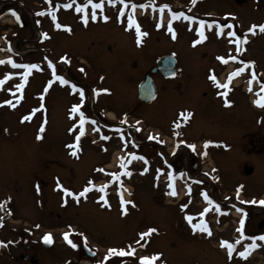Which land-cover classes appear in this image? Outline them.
<instances>
[{
    "label": "rangeland",
    "instance_id": "374dc122",
    "mask_svg": "<svg viewBox=\"0 0 264 264\" xmlns=\"http://www.w3.org/2000/svg\"><path fill=\"white\" fill-rule=\"evenodd\" d=\"M0 2V60L6 61L11 57L17 65L0 64V77L14 74L0 86V198H11L2 208L3 212L0 208V217H3L0 236L9 238L13 243L8 250L0 249V264H30L18 256L24 246V243L19 244L20 239L34 245L29 256H37L38 264H46L47 260L58 264L66 260H71L73 264H80L79 261L88 264L100 259L111 248L126 252L129 247L141 248L129 258L161 253L162 256L154 264H264V245L259 239L256 240L259 247L253 249L246 259L236 253L243 251L244 245L252 241L241 239L240 244L235 246L232 259H229L227 248L221 247L220 241L234 243L240 239L241 233L237 229L247 213L233 212L230 216L234 219L232 223L228 214L222 215L215 208L217 200L227 201L234 190L235 195L232 196L237 202L251 209V218L247 220L248 236H260L257 224L262 213H258L260 209H254L255 204L247 203L249 198L252 201L256 199L258 203L260 200L257 197L264 191V119L260 122L249 120L264 115L252 109L249 101L251 97L258 99L256 93L259 90L248 85V91L252 89L248 98L243 87L246 82L249 83L252 74L246 67L234 79L233 108L224 109L217 94V84L211 79L215 75L219 82H223L231 72L243 67L234 63L223 67L226 63L218 57L223 56L229 62L233 45L230 41L234 39L227 33L233 26L241 29L258 21L264 14V0H196L195 4L191 0H124V3L117 0L115 5L103 0V8L95 9V20L91 18L92 5L89 4L82 12L75 10L87 0H52L51 4L48 0ZM99 2L93 0V3ZM65 3L72 7H63ZM163 5L168 7L161 12ZM121 8L123 14H120ZM9 9L20 13L25 25H15L14 21L18 23V20ZM41 11L45 12L43 16L38 15ZM172 13H184L194 19L186 20L182 16L172 19ZM53 15L57 17L54 25L51 23ZM85 15L87 23L82 18ZM104 16L109 19L105 20ZM129 17L148 33L141 37L140 43L134 37L136 30L132 37V33L124 29ZM170 20L175 39L168 30ZM201 21L204 22L202 31L206 39L201 38L197 31L201 28ZM56 23L70 27L71 31L66 27L57 28ZM36 30L49 34V38L37 43ZM12 35L16 37L11 44L8 38ZM10 46L22 52V58L9 51ZM40 49L49 50L55 62L66 57L63 61L73 82L62 84L57 80L58 88L52 83L49 85L52 81L49 72L57 64L50 67L44 62ZM163 54L176 58L178 71L170 78L153 74L158 95L155 102L147 106L148 109H155V116L149 115L146 106L136 110L140 116L148 118L141 124L142 128L161 131L166 137L170 133L177 136L169 125L177 113L185 110L192 113L186 121L180 117L176 123L182 121L185 126L178 131L182 143L187 147H198L195 149L198 165L188 176L199 183L182 184L181 180L173 187L176 196L169 194L172 188L165 183L163 156L156 146L145 143L137 149L144 155L143 159L127 154L125 151L132 146L119 138L115 130L110 131L113 126L107 128L93 123L91 115L102 122L101 116L97 114L91 98L87 102L84 95L81 97L78 87L84 91L89 84L108 89V92L99 90L96 93V106H107L112 111L122 106L123 112L128 113L135 106L131 91ZM247 54L257 63L258 76L264 80V32L259 27L254 33H249ZM22 62L38 67L28 70L22 67ZM57 67L61 72V66ZM25 72H29L28 83L21 94V88L13 86L12 82H20ZM117 80L123 81L118 91L122 96L116 94ZM17 97H21L18 104ZM5 100H10L16 107L2 104ZM74 105L80 107L72 113ZM253 106L258 105L254 103ZM80 112L85 116V132L79 140V148L74 149L69 145L74 144L75 136L79 134ZM134 113L133 118H136ZM29 115L31 119H23ZM87 122L102 129L94 141L87 138ZM114 123L119 122L114 120ZM120 132L124 136L129 135L131 130ZM38 135L40 139H37ZM205 141L213 143L205 147ZM258 147L261 152L256 149ZM123 148L126 150L123 151ZM73 150L77 151V155L71 154ZM182 152L185 155L183 160ZM119 154L130 161L125 169L131 172L130 176L122 173ZM176 159H179L177 168L194 166L190 154L188 156L185 151H180ZM249 167L252 168L251 173L245 174ZM101 168L103 172L98 171ZM145 168L147 171H144ZM200 168L204 174L206 172V178H201ZM106 169L120 175L116 184L101 193L98 187H91L89 181L100 186L112 180L111 173H106ZM120 183L129 187L124 193ZM58 184L60 187H57ZM86 186L90 191L79 196ZM64 189L76 195L65 193ZM238 190L241 194L239 198ZM204 192L214 203L204 199ZM121 194L123 199L134 202L125 205L124 208L128 209L126 213L120 207ZM102 195L108 200L107 204L100 199ZM185 204L188 207L182 208ZM205 208L208 211L204 217H199L198 214ZM8 210L13 214L11 218L5 214ZM186 215H192L194 223L205 220L212 235L193 232ZM148 228L158 231L141 240V247L136 241L140 240L139 234ZM65 232L69 233V239L77 247L68 244L63 237ZM45 234L53 237L50 248L42 246L39 241ZM82 244L94 250L96 258L86 257Z\"/></svg>",
    "mask_w": 264,
    "mask_h": 264
},
{
    "label": "flooded vegetation",
    "instance_id": "af4514ba",
    "mask_svg": "<svg viewBox=\"0 0 264 264\" xmlns=\"http://www.w3.org/2000/svg\"><path fill=\"white\" fill-rule=\"evenodd\" d=\"M0 4H1V2H0ZM4 14H2L1 16H3ZM54 23L55 22H53L52 24L54 25ZM260 24H264V14L258 21H255L254 23L249 24L245 28H241L240 29V28H238V26H233V28H231L232 29L231 31L235 32L237 34V36H239L241 39H240L238 44L237 43H233V45H232V47L230 49L232 51L229 52V54H230L229 56L235 55L238 59H236V60H231L230 59L229 62H227L223 67H225L226 65H228L231 62L234 63V64H237V65H240V66H244V64L247 61H254L253 59L250 58V55L247 54V42L245 43L243 38H244V36H247V40H248L249 32H247V29L249 27H251L252 25H257V27H258ZM36 33H38L39 37H40V40L39 41L37 40L38 41L37 43H41V42L44 41V39L47 40L49 38V34H47V36H45L43 31L36 30ZM131 33H132V37H133L134 33H135V29L134 28H131ZM15 37H16V35H12L11 37L9 36V38H8L9 42H12V40ZM230 38L234 39V41L236 40V37H230ZM237 47H239L241 50L237 51L236 50ZM40 51L43 52L42 60L44 62H47V59L49 57L52 58L51 55H50L51 52L49 50L46 52V51H43V50L40 49ZM52 54H55V53H52ZM248 55H249V57H248ZM20 58H22V57H20ZM58 61L59 60H57V62H55V59L52 58V65H54V64L59 65ZM22 63H24V62H22ZM57 65L55 66V69L53 71L51 70L49 73L52 76V84L58 88L59 87V83H58L57 79L55 78V76L61 75L62 70H61V72H59ZM247 67H248V70H249V72L251 74H253V72H255L256 78L252 79V77L250 76L251 80H249V81H251V83H247L246 82L247 86L246 85L245 86L247 87V89H248V85H250L251 87L256 86L257 90L260 91L261 85L264 84V80L260 79L259 76H258L259 72L257 71V68H256L257 67V63L255 62L254 65H248ZM53 73H55V75ZM156 73H159V72H156ZM231 73H233V72H231ZM146 74H148V73H145L144 76ZM240 74L241 73H239L238 75L232 77L228 88L219 87L218 85L216 86L218 88L217 94L221 93V94H218V97H219V99L221 101L220 102L221 107L224 108V109L233 108V106H232L233 103H234L233 102V99H234L233 89L235 88L234 79L237 76H239ZM13 75L14 74H12L9 77V79L5 81V83L7 81H9L11 78H13L14 77ZM228 77L223 82H220V84L228 83ZM0 79H3L2 76L0 77ZM27 83H28V75H27L26 82H25L24 78H21L20 82H18V81L12 82L13 86H15V87L17 85L23 84V88H21V94L23 93ZM138 83H139V81H138ZM154 83H155V87H156V96L150 103H144V102H142V101H140L138 99V97H137V86H136V88L134 90L131 91L130 95L132 96V99L135 102V106L128 113H124L123 112V107L122 106H120V108L117 107V109L115 111H112L107 106H96L97 102H95V95H96L97 92H99V90H102L103 87L92 86V85L87 84V88L84 89V91H83L84 94L83 95H84V97H86L87 102H88V100L90 98L94 102V105H95L94 108L97 111V114L100 115L101 119H102V122H101L102 125L101 126H105L107 128H112V126H113L114 130L118 133V137L122 138V139H125L128 144H131L130 146H132V147L130 149L126 150V149L123 148L124 149L123 151L126 150L125 152L127 154L135 153L136 156L143 157L144 155L142 153H140L139 151H138L139 152L138 153L137 149L139 150V148L144 146L145 143H147L148 146H151V145L156 146V150L159 151L160 153H162V156H163L161 159L163 161V166L166 169V174L164 175L165 176L164 177L165 183H167L168 185L171 184L173 187H175L176 183L181 178H184L183 177L184 175L191 174L192 172H194V170L196 169V167L198 165L199 159H196L197 155H196V153L193 150H189L188 156L190 154L191 159L194 161V166L192 168H190V167L188 168L187 166H180V167L177 168L176 164L178 163L179 159L177 160L176 158H177L178 153H180V151H176V150H177V147H178V143L181 141V138L175 137L171 133H170L171 135L169 134L166 137L165 135L160 133L161 131H155V130L154 131L153 130L149 131V130H145V128H142L141 124L144 121H147L148 118L146 119V117L140 116L136 109L139 110L140 107L146 106L150 116H153V115L155 116L156 115L155 109H153V108L152 109H150V108L148 109V106H147V105H150L153 102H155V100L157 99V95H158L157 84H156L155 81H154ZM117 84H118V90H116V94L122 96V94L119 93L118 91H119V87L122 86L123 81H119L118 82V80H117ZM15 89L16 88H14V90ZM243 89H244V91H246L248 93V98H249V95H250L251 92L247 91L245 89V87H243ZM222 93H226V95H222ZM261 93L263 94L264 92H261ZM261 93H260V95H261ZM232 97H233V99H232ZM256 97H257V93H256ZM226 100L230 101V103L226 104L225 103ZM133 101H132V103H133ZM249 101H250V99H249ZM132 103H131V105H132ZM251 107H252V109L257 110V112H262L264 114V107H262V106H251ZM88 111H89V108H88V104H87V112ZM133 112H135L134 114H135L136 118H133V116H134ZM116 113H119V114L116 115ZM109 114H111V115L109 116ZM112 115H113V117H112ZM93 116L91 115L93 120L94 119L99 120L98 118H95ZM116 116H117V118H116ZM176 116H177V119H180V116H179L178 113H177ZM262 119H264V115H263L262 118L257 119L255 117H252L249 120L251 122H252V120H253V122H260V121H262ZM114 120H117L119 123H114ZM137 122H139V123H137ZM170 124H171L170 130L172 128L173 129H178L177 125H179L178 127H180V128H182L184 126L182 121H180L179 123H176V118L172 122L170 120L169 121V125ZM87 127H88V129H87V138H89L91 141H94L96 139L95 137L98 136V134H99L98 132L102 131V129L98 128V127H96L93 124L88 123V122H87ZM124 129L131 130L129 135H124V136L121 135L122 132H120V131L124 130ZM110 131L112 132V129ZM93 133H96V134H93ZM247 133L248 132H245V134H247ZM245 134L243 136L244 139L246 137ZM150 136H152L154 138L153 139H149ZM108 139H110V138H108ZM134 140H137V142L134 143ZM173 148H174L176 154H174V153L172 154ZM256 149H259V147L256 148ZM260 149H259V151H260ZM135 150H136V152H135ZM182 154L183 155H181V160H183V158L185 157L183 152H182ZM122 156L119 155V158L122 157ZM201 168H200L199 173H202V169ZM105 171H106V173H111L108 169H106ZM113 173H116V172H113ZM170 175L172 177L171 179H169ZM110 181H111V183H108V186L116 184V181L118 182V178H116V179L113 178ZM186 182H188V181L184 180L183 184H185ZM193 183H196V182H193ZM119 185L120 186L122 185V187L125 186L123 183H120ZM238 189L241 190L240 188H238ZM231 193L232 194L228 197L227 201L226 200H222V201H220V200L218 201L217 200V204L221 208L220 209V213L222 215L228 214L229 215L228 217H229L230 221L233 223L234 219H231L230 216L232 215L233 212L236 211V204L234 202L237 199L235 197H233L235 195V191L233 190V191H231ZM7 197L0 198V201L10 202L11 199H8L9 197L8 198ZM260 197H262V199H264V191L260 195ZM253 204H255V203H253ZM224 207H226V208H224ZM215 208H216V205H215ZM246 208H248V207H246ZM246 208L240 209L239 212L240 213H242V212L243 213L244 212L247 213V214H245L246 216L244 217L245 220H244V226H243V236H244V240H250L249 239L250 237L248 236L249 231L247 229V220H249L251 218V215L249 214V212H251L250 211L251 209L248 208L249 210L246 211L247 210ZM254 209H260V211H258V213H262L260 222L257 224V228L259 229V233H260V236H261V235H264V204H259V205L255 206ZM207 220L209 221V219H207ZM51 238H52V243H50V245L48 247H46V248H50L53 245V241L54 240H53L52 236H51ZM43 240H44L43 237H41L40 240H39L42 246H43ZM0 241L4 242L3 244H0V249H2V250H8L10 245L13 244L12 241L9 238H5V237H1V236H0ZM260 242L264 245V241H260ZM23 243H24L23 251H21L20 254L18 255L19 258L22 261H24V262H27V261L30 262V264H38V263H40L39 262V258L37 256H35L33 254L29 256V252L34 249V245H32L31 243H27L26 240L21 241V239H20L19 244H23ZM84 246L85 245L82 244V250L85 253L86 257L88 256L91 259L96 258V252L94 250H86L84 248ZM132 249H135L134 253H132ZM140 250H141V248H136V247L135 248H130L129 247V248H127V251L125 252L124 255H120L119 252H117L115 254H111V255L109 254V252H104V255L102 257H100V259H98V260L94 259V262H90L88 264H98V262H100V264H125L124 262H130V264H141L140 256H137V258H133V257L129 258V255H134V254H136V252H140ZM90 251L92 252L93 255H90V253H91ZM0 254H2L1 250H0ZM106 256H107V259H105ZM124 256L127 257V258H125ZM51 257H53V256H51ZM48 258H50V257H48ZM70 261L71 260H66L62 264H73ZM79 263L81 264L80 261H79ZM46 264H58V263L56 261H54V260H51V261L47 260ZM83 264H87V262L83 263Z\"/></svg>",
    "mask_w": 264,
    "mask_h": 264
},
{
    "label": "snow or ice",
    "instance_id": "6c2138e0",
    "mask_svg": "<svg viewBox=\"0 0 264 264\" xmlns=\"http://www.w3.org/2000/svg\"><path fill=\"white\" fill-rule=\"evenodd\" d=\"M119 2H120V3H124V0H119ZM48 3L51 4V3H52V0H48ZM109 3L115 5V4L117 3V0H109ZM191 3L195 4V3H196V0H191ZM89 4L92 5V8H93V12H92V16H91V18H92L93 20H95V19H96V12H95V9H102V8H103V6H104V4H103V0H100L99 3H93V0H87V3H86V4H83V5L77 6L75 10H76L77 12L85 11V9H87V7H88ZM57 7H59V5H57ZM63 7H65V8H69V7H72V5H71V4H68V3H65V4L63 5ZM134 7H135V6H134ZM141 7H143V5H141ZM167 7H168V5H163V6L161 7V12H163L164 8H167ZM53 10H55V9H53ZM119 11H120V14H123V11H124V10H123V8H121ZM9 12H10L13 16H16L17 19H19L18 14H16L14 10L9 9ZM44 14H45V12H43V11H41L40 13H38V15H41V16H43ZM226 15H231V14H226ZM181 16H182L184 19H186V20L194 19V17H191V16H185L184 13H179V14H178V13H172V19H178V18H180ZM82 18L85 20V23H87V16L85 15V16L82 17ZM52 19H53L54 21H56V20H57V17L53 15V16H52ZM104 19H105V20H108L109 17H108V16H104ZM134 23L136 24V29H135V30H136V40H137V43H140V42H141V37H143V36H147L148 33L142 31L141 28H140V25H139V24H138L133 18L129 17V19H128V24H129V26H131V25L134 24ZM200 23H201V28L197 29V31L200 32L201 38L206 39V37H204V33H203V31H202V27H203V25H204V22L201 21ZM55 26H56L57 28H60V27H66V28H68V31H71L70 27H68V26H62V25L59 24V23H56ZM157 26L159 27L160 25L158 24ZM210 26H211V25H209V27H210ZM256 27H257V25H252L251 27H249V28L247 29V32H249V33H254V30L256 29ZM258 27H259V30H260L261 32H264V24H260ZM168 30H169V32L172 33L173 39H175L176 34H175L174 29H173L172 26H171V20L169 21ZM221 31H222V30H221ZM44 35L47 36V33H44ZM227 35H228L229 37H236V40H235V41H230V43H237V44H238L239 41H240V39H241L239 36H237V34H236L235 32H232V31H229V32L227 33ZM243 39H244V42L246 43V42H247V36H244ZM196 42L198 43L199 41H196ZM236 50H237V51H240L241 49H240L239 47H237ZM61 59L64 60V59H66V57H61ZM218 59H219L220 61H222L223 63H227V62H228V60H226L225 57H223V56L218 57ZM229 59H231V60H236V59H238V58H237L235 55H232V56L229 57ZM4 63H12V64H13V67H17V65L15 64L14 61L11 60V58H9L7 61H5V60H0V64H4ZM48 63H49V66H50V67H54V66L52 65V61H51V60H49ZM254 63H255L254 61H247V62L244 64L243 67L237 68L233 73H230V74H229V77H228V83L220 84V82L217 80V78L215 77V75H213V76L211 77V79H212V80H213V81H214L219 87L228 88V87H229V83L231 82V79H232L233 76H236V75H238V74L241 73V72H244V71H245V68H246L248 65H254ZM22 67L25 68V69L31 70V69H33V68H37L38 65H36V64H24V65H22ZM81 71H83V69H81ZM28 74H29L28 72H25V73L23 74V78H24L25 82H26V79H27V75H28ZM53 74L55 75V73H53ZM171 74H172V75H175L174 72H172ZM10 75H11V74L6 75L3 79H0V86H3V84L5 83V81L9 79ZM55 78H56L57 80H59L60 83H62V84H68V83H69V81H68L67 79H65L62 75L55 76ZM255 78H256V76H255V72H253V74H252V79H255ZM51 83H52V81H49V85H50ZM249 83H251V81H249ZM17 87H18V88H23V84L17 85ZM72 87H73V89H75V88H76V85L73 84ZM251 90H252V89L249 88V91H251ZM45 91H47V88H45ZM101 91H103V92H108L109 90H108V89H102ZM261 92H264V84L261 85V89H260V91L257 92V96H258L259 98L256 99V100H254L253 102H254L256 105H258V106H262V107H264V96H261V95H260ZM83 94H84V93H83V90H81V91H80V95H81V97H83ZM218 94H221V93H218ZM222 95H226V93H222ZM20 99H21V97H17V99H16V103H17V104L20 102ZM2 103H3V104H8V105H10V106L13 107V108L16 107V104H13L10 100H5V101H3ZM225 103H226V104H229L230 101L226 100ZM41 107H43V105H41ZM79 107H80L79 105H74L73 108L71 109V112H72V113L77 112V111L79 110ZM179 115H180V117H182V118L186 121L188 118H190V117L192 116V113H191L190 111L185 110V111H182ZM23 119H24V120L31 119V116H30V115H29V116H25V117H23ZM79 123H80L79 134L75 136L74 144H73V145H69L70 148H74V149H78V148H79V140H80L81 136H82V135L84 134V132H85V129H84V127H83V125H84V123H85V116H84V113H83V112H80ZM93 123H95V121H93ZM137 123H139V122H137ZM178 126H179V125H177V127H178ZM41 131H43V125H41ZM69 131H71V129H69ZM40 138H41V137L38 135V136H37V139H40ZM103 138H104V139H108V137H103ZM153 138H154V137H152V136L149 137V139H153ZM211 143H213V141H205V147H207V146H208L209 144H211ZM189 147H190V148H194V145H189ZM71 154H72L73 156H75V155H77V151H76V150H73ZM204 154L206 155V153H204ZM129 155H131V156H133L134 158H137V159H143V157H138V156H136L135 153H130ZM120 161H121V163H120V168H121L122 170H123V169H126V165H127V163H130V161L125 160V158H124L123 156L120 157ZM98 171L103 172L104 169L101 168V169H98ZM144 171H147V169L145 168ZM213 171H215V170H213ZM124 174L130 176V175H131V172L125 170V171H124ZM110 175H111L114 179H116V178L119 177L120 173H111ZM171 178H172V177H171V175H170V176H169V179H171ZM216 179H218V177H216ZM108 183H111V181H109V182H107V183H105V184H103V185L96 186V185H94V184L92 183L91 180L89 181V185H91L92 187H98V189H99V191H100L101 193H105V192H106V189H107V187H108ZM57 187H60V185L58 184ZM121 187H122V185H121ZM240 187L242 188V186H240ZM169 188H172V191H171L169 194L172 195V196H176V195H177V192H176V190L173 188V186H172L171 184L169 185ZM190 190H191V189H190V187H189V191H190ZM64 191H65V193H68V194H71V195H76L75 193H71L69 189H64ZM88 191H90V188L86 186V187L83 189V191H81L78 195H79V196H84L85 193H87ZM202 195L204 196V199H205V200L209 201V203H214L213 201L210 200V198H209V196H208V194H207L206 192L202 193ZM237 198H239V190L237 191ZM8 199H11V198L9 197ZM100 199L103 200L105 204L108 203V201H107V199H106V197H105L104 195H102V196L100 197ZM120 199H121V206H122V208H123V206H124L125 204H133V203H134L133 201H130V200H128V201L124 200L122 194H121V198H120ZM256 202H257V201H255V200L250 201V203H256ZM258 203H260V204H264V199L258 201ZM6 204H7V201H0V208H4V207H6ZM181 207H182V208H187L188 205L185 204V205H182ZM127 210H128L127 208H124V212H125V213L127 212ZM207 211H208V208H205L202 212H200V213L198 214L199 217H201V218L204 217V215H205V213H206ZM216 211H220V206H219L218 204L216 205ZM185 219H186V220L188 221V223L191 225V228H192V231H193V232L199 231V232H202V233H206L208 236H211V235H212V231H211L210 227L208 226V224H207V222H206L205 220L200 219L199 223H194V222H193V216H192V215H186V216H185ZM239 223H240V227L237 229V231L241 233V237H240V239H237L234 243H230L228 240H221V241H220V246H221V247H226V248H227V254H228L229 259H232V257H233V252H234V250H235V246H236V244H239L240 241H241V239H244V236H243L244 220L241 219ZM2 224H3V217H0V226H2ZM37 227H39V225H37ZM157 231H158V229H156V228H148L145 232H141V233L139 234V236H140V240H137L136 243H137L138 245H140L141 247H143V244H141V240H145V238L149 237L151 234L156 233ZM80 235H83V234L81 233ZM63 237H64V239L68 242V244H70L73 248L77 247V245H76L75 243H73V241H72L71 239H69V233H68V232L63 233ZM43 239H44V241H45L46 243H52L51 234H45V236L43 237ZM85 239H86V238H85ZM249 239L252 241V243L245 244V245H244V250H243V251H239V252L236 253L238 256H240V257L243 258V259H246V258L248 257V255H250V252H251L253 249L259 247V245L256 243V240L259 239L260 241H264V235H261V236H259L258 238H257V237H250ZM3 243H4V242L0 241V244H3ZM108 252H109L110 255H111V254H115V253H117V252H119L120 255H124V254H125V250H124V249H119V250H117V249H115V248H111V249L108 250ZM134 252H135V249H132V253H134ZM161 256H162L161 253H154V254L151 255V256H142V257H140V261H141V264H154V262L157 261L158 259H160ZM105 259H107V256L105 257ZM98 264H100V262H98Z\"/></svg>",
    "mask_w": 264,
    "mask_h": 264
},
{
    "label": "water",
    "instance_id": "95a60500",
    "mask_svg": "<svg viewBox=\"0 0 264 264\" xmlns=\"http://www.w3.org/2000/svg\"><path fill=\"white\" fill-rule=\"evenodd\" d=\"M176 67V59L172 55H163L159 57L156 61V65L151 69V72L154 73L157 70L163 73L164 76L169 77L172 76V72L175 73ZM155 97V85L153 83V78L151 75H146L144 79L140 82L138 86V98L148 103L152 101ZM251 168L246 170V173L249 174L251 172ZM43 245L48 247L50 243H46L43 241ZM86 248V247H85ZM88 250V248H86ZM90 255H93L92 252Z\"/></svg>",
    "mask_w": 264,
    "mask_h": 264
}]
</instances>
